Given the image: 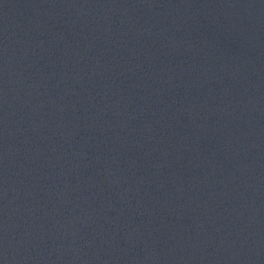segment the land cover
<instances>
[{"label": "water", "instance_id": "1", "mask_svg": "<svg viewBox=\"0 0 264 264\" xmlns=\"http://www.w3.org/2000/svg\"><path fill=\"white\" fill-rule=\"evenodd\" d=\"M0 264H264V0H0Z\"/></svg>", "mask_w": 264, "mask_h": 264}]
</instances>
